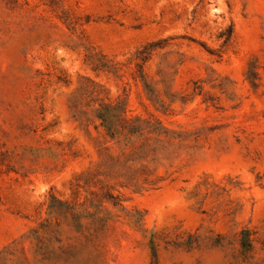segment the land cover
<instances>
[{"label":"rangeland","instance_id":"obj_1","mask_svg":"<svg viewBox=\"0 0 264 264\" xmlns=\"http://www.w3.org/2000/svg\"><path fill=\"white\" fill-rule=\"evenodd\" d=\"M0 264H264V0H0Z\"/></svg>","mask_w":264,"mask_h":264},{"label":"trees","instance_id":"obj_2","mask_svg":"<svg viewBox=\"0 0 264 264\" xmlns=\"http://www.w3.org/2000/svg\"><path fill=\"white\" fill-rule=\"evenodd\" d=\"M245 235V234H244ZM153 255H155L154 250H152Z\"/></svg>","mask_w":264,"mask_h":264}]
</instances>
